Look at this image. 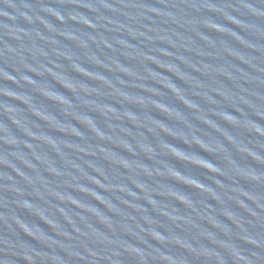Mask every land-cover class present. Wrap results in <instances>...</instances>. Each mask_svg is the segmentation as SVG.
Wrapping results in <instances>:
<instances>
[{"label": "water", "instance_id": "95a60500", "mask_svg": "<svg viewBox=\"0 0 264 264\" xmlns=\"http://www.w3.org/2000/svg\"><path fill=\"white\" fill-rule=\"evenodd\" d=\"M0 264H264V0H0Z\"/></svg>", "mask_w": 264, "mask_h": 264}]
</instances>
